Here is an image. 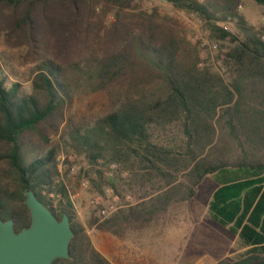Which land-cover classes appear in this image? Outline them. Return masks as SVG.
I'll return each mask as SVG.
<instances>
[{"label": "trees", "instance_id": "16d2710c", "mask_svg": "<svg viewBox=\"0 0 264 264\" xmlns=\"http://www.w3.org/2000/svg\"><path fill=\"white\" fill-rule=\"evenodd\" d=\"M144 1L0 0V35L33 64L28 89L9 80L0 64V218L12 219L15 231L30 224L25 189L57 219L66 214L73 231L69 256L51 264H112L92 245L60 180L62 146L89 165L104 152L119 155L127 148L147 180L163 181L149 201L119 208L97 224L116 236L147 226L174 202L190 200L208 173L228 167L264 171V40L237 10L240 0H167L204 21L221 47L228 41L219 54L228 82L156 6L143 9ZM253 1L264 7V0ZM109 12L114 20L106 24ZM227 15L239 34L216 24ZM84 92L110 94L109 110L92 125H72L67 109ZM224 116L229 138L215 128ZM171 127L179 129V144L154 140L157 131ZM235 188L225 184L214 193L209 215L221 225L233 221L230 231L239 230L247 248L216 264H264V235L252 228L264 204L259 199L247 217L250 224H243L254 197L236 216Z\"/></svg>", "mask_w": 264, "mask_h": 264}, {"label": "rangeland", "instance_id": "374dc122", "mask_svg": "<svg viewBox=\"0 0 264 264\" xmlns=\"http://www.w3.org/2000/svg\"><path fill=\"white\" fill-rule=\"evenodd\" d=\"M146 1L141 4L143 9L149 10L156 6L160 16L170 20L175 31L186 43L197 46L199 57L205 64L219 72L225 82L231 79L219 57V54L226 52L228 41L222 43L221 47L220 41L209 37L204 21L176 8L167 0H152V5H148ZM237 10L260 34L264 31L263 6L253 0H240ZM226 17L217 20L216 24H223ZM230 18V31L239 34L233 18ZM112 20L113 14L109 12L105 16V22L109 24ZM213 43H217L216 52L210 49ZM22 55L21 48L6 46L3 35H0V64L4 72L9 80L18 81L23 88L28 89L33 64L23 61ZM110 96L103 92L78 93L67 109L70 124L92 125L109 110ZM224 119L225 116L215 122V128L219 137L229 138L231 134ZM178 132L177 127H171L157 131L153 138L157 142L179 144L181 138ZM56 139L57 136L53 138V142ZM248 146L245 144V147ZM103 155L95 164L89 165L81 155H76L68 147L62 146L58 155V167L62 173L60 180L92 245L112 264H214L219 259L218 253L221 250L216 237L220 236L227 244H231L226 231L223 232L220 226L214 225L207 216L202 218L204 223H195L198 217L193 214L196 210L192 212V209H197L196 200L204 196L203 191L193 201L174 202L165 213L147 226L129 228L122 236L98 229L97 224L106 218L98 215L101 207L110 210L108 217L119 208H126L142 200L149 201V197L155 195L163 183L158 179L147 180L137 166L138 156L127 148L119 155L112 151L104 152ZM88 169L90 170L87 171ZM97 171H100V177ZM50 196L54 197V203L57 202L58 195L51 193ZM235 244L233 243L234 246Z\"/></svg>", "mask_w": 264, "mask_h": 264}, {"label": "water", "instance_id": "95a60500", "mask_svg": "<svg viewBox=\"0 0 264 264\" xmlns=\"http://www.w3.org/2000/svg\"><path fill=\"white\" fill-rule=\"evenodd\" d=\"M24 195L30 224L15 231L12 219L0 218V264H51L55 258H67L73 235L69 217L57 219L30 189Z\"/></svg>", "mask_w": 264, "mask_h": 264}, {"label": "crops", "instance_id": "0c3cea01", "mask_svg": "<svg viewBox=\"0 0 264 264\" xmlns=\"http://www.w3.org/2000/svg\"><path fill=\"white\" fill-rule=\"evenodd\" d=\"M249 143L246 142L247 145H249ZM261 146H262V151H264V142L262 143ZM263 175H264V171L257 172L253 168H249V167H228L225 169L215 170L214 172L206 174L203 177V179L200 181V183L196 186V192L190 200L191 201L195 200L201 191H203L204 196L203 197L199 196L201 198H197L196 200V203L198 204L197 209H192V212L196 210V212H193V214L195 215V217L196 216L198 217L196 218L197 221H195V223L202 224V222L204 221L202 218L207 216L214 225L216 224L220 226L223 232L226 231V235L228 234L231 239V244L229 245V243L227 244V242H225L224 238H221L220 236L216 237V241L220 243L219 246L221 248L220 253H218L219 259L221 258L233 259L240 252L245 250L247 246L244 247L241 244V239L239 238L238 235L239 230L237 231V233H232L230 231L229 226L232 224L233 221L230 222L228 225H221L210 217L209 204L213 200L214 193L225 184H231L233 186H236L235 190H237V192L239 191V193L237 194V196L232 197L231 199L233 201H236L239 207L236 216L242 214V209L244 208V205L245 204L247 205V203H249L251 198L254 197L253 201H251V205L248 211L245 213L246 217L243 219V224L244 223L250 224L249 221H247V217L253 214L254 212L253 209L256 202L260 199V201H262V204H264V182L262 183L259 182ZM200 185L203 186L201 187ZM258 189L259 191H257ZM263 219H264V211H262V213L259 216V220H258L259 225H254V226L252 225V228H254V230L261 235H264V230L260 228V224ZM233 243H236L235 246L233 245ZM229 255L233 257H230ZM219 259H217L214 264H216V262Z\"/></svg>", "mask_w": 264, "mask_h": 264}, {"label": "built area", "instance_id": "2783aa9c", "mask_svg": "<svg viewBox=\"0 0 264 264\" xmlns=\"http://www.w3.org/2000/svg\"><path fill=\"white\" fill-rule=\"evenodd\" d=\"M160 1H165V0H160ZM146 3L148 5H152V0H147ZM241 6L239 5L238 8H240ZM226 21L223 22V24H220V26L225 29V30H228L230 31V27H229V22H230V16H227L226 17ZM260 37L262 40H264V31H261V34H260ZM217 43H213L211 46H210V49L213 51V52H216L218 51L217 49ZM220 58L218 59V62H219ZM110 213V210H108L107 207H101L99 210H98V215L101 217V218H105L107 217V215Z\"/></svg>", "mask_w": 264, "mask_h": 264}]
</instances>
